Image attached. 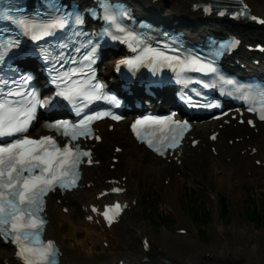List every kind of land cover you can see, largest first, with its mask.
<instances>
[{"label": "bare ground", "instance_id": "obj_1", "mask_svg": "<svg viewBox=\"0 0 264 264\" xmlns=\"http://www.w3.org/2000/svg\"><path fill=\"white\" fill-rule=\"evenodd\" d=\"M247 2L254 14L264 17V0H247ZM127 3L139 14L146 15L159 11L162 20L173 22L175 25H179L185 20L190 21L196 25L195 32H200V35H202L203 29H213L215 32L240 29L242 37L247 41L254 38L256 41H258L257 39L264 40L263 27L257 31H252L248 27L231 23L212 24L210 19H206V21L211 22L208 25L206 21L197 24L198 21H201V14L196 9H192L190 6L192 2L187 0H160L156 5H152L150 0H129ZM162 20L160 21L163 22ZM115 59L108 61L107 64L113 66ZM106 124L101 123L96 127L99 129L102 138L101 144L96 145L93 149L95 161L99 163V167L85 170L82 191L66 195L64 198L50 197L48 201L49 224L46 228V238L54 240L62 248L61 264H92L87 261L88 257L91 256L88 252L89 244L93 245L94 248L98 244L101 250L105 248L119 250L115 254L116 259H108L107 262L98 264H113L115 262L161 264L159 258L168 261L170 264H225L226 261L231 264H264V244L261 243L264 233L255 231L251 226L234 222L229 230L231 237H228L220 222L215 225V221H213L212 238L209 245L203 247L183 225L178 226L175 231L176 235L163 233L158 241H154L150 235L146 234L145 228L131 217V213L139 203L136 195L137 184L134 185L132 182V172L145 177V179L161 180L164 178L168 188L162 187V189L171 204H177L180 187L177 181L172 178V173L175 172L179 173L181 178L184 177L186 181L191 182L198 172L205 171L207 173L205 179L201 180L204 186H210L213 183L217 191L230 194L237 192V188L241 189L246 185L256 186L263 183L264 124L257 126L258 132L255 134L245 127H234L232 122L220 130L215 144L207 142L210 134L208 132L211 128L217 130L219 123L196 127L191 135L195 137L194 140L199 139L200 142L194 149L183 148L179 166L173 162L167 165L166 162L153 157L134 144L123 129H121L123 132L118 134H107ZM235 139H240V141L234 143ZM114 140L120 141L118 143L121 144L119 146L122 147V151L119 155H114V150L118 147L117 143L113 142ZM102 144L104 147L101 146ZM211 147L215 148L218 154L216 157L210 151ZM253 151L255 154L252 155ZM113 160L118 162L114 170L109 172L107 168L113 166ZM258 162L260 166H257ZM121 164H124L125 169H127L120 175L119 170L122 168L119 165ZM124 175L129 178L125 184L122 183L124 177L121 178ZM112 181L123 185L125 193L121 196L96 201L95 197L102 191L114 187L107 185L108 182ZM87 184H93V186L88 189ZM212 198L214 215L218 216L221 213V206L214 194H212ZM56 200H60L61 205H58ZM112 203H122L124 211L109 230L105 229L101 222L88 224L82 221V229H76L70 222L71 213L75 206L86 207L88 204L103 206ZM62 208H67L68 213H62ZM194 220L197 221L195 217ZM182 222L183 220L180 219L179 223L182 224ZM66 224L68 227L65 231ZM133 231L135 232L131 234ZM113 236L118 242L117 248L112 245ZM71 238L81 240L78 246L82 250V257L72 254L71 247H63V244ZM145 243H147V247H145ZM144 259H147L148 262L142 263ZM209 259H216V263H210L213 261H208ZM0 264H18L9 247L0 246Z\"/></svg>", "mask_w": 264, "mask_h": 264}, {"label": "snow or ice", "instance_id": "obj_2", "mask_svg": "<svg viewBox=\"0 0 264 264\" xmlns=\"http://www.w3.org/2000/svg\"><path fill=\"white\" fill-rule=\"evenodd\" d=\"M120 18H127V12L117 9ZM0 19H6L24 30V34H31L32 40H40L45 36L51 35L52 29L63 28L65 19H58L53 23L39 25L30 24L25 19H14L10 15H0ZM104 19L116 27L117 31L124 32L125 29L117 23V15L112 14V10L105 8ZM81 21L77 20L76 23ZM264 23V21H262ZM116 38V37H113ZM127 39H135L130 34ZM13 42H9L11 47ZM225 47V45H222ZM2 59V56H0ZM85 60L92 61V56H85ZM172 61L181 63L178 57H170L163 52L152 48H145L142 54L135 61L128 60L123 63L130 68L136 67L140 63L148 62L155 70L157 64ZM191 64H197V60H191ZM195 71L215 72V68L210 65L201 64ZM82 74L77 71L66 73L60 79H66L72 75ZM79 85L80 82H74ZM227 83H232L227 81ZM93 93L84 91L82 86L67 87L62 89L57 95L75 102L76 99L93 100L99 99L101 86L93 85ZM12 95V93H9ZM40 102L33 98L29 101L26 109L12 106L9 101H0V141L4 137H16L6 143L0 142V238L6 242L15 244L18 249L17 255L23 264H58V249L52 241L45 242L42 239L43 229L46 221L40 215L44 211V197L57 187L60 189H71L76 186L79 179L78 168L87 157V163L91 164V153L82 151L73 143L81 136L92 137L90 128L91 122L101 118L100 116H87L77 124L60 122L50 125L52 130L59 132L65 137H70V142L60 147L52 137H42L30 139L20 134L27 132L31 120L34 118L37 104ZM43 106V105H41ZM112 119H119L113 116ZM260 119L264 120V106L260 108ZM143 124H170L174 130H179L178 134L170 137V141L162 146H157L152 139L143 137L139 126ZM187 123L174 121L172 117L165 120H137L132 125V130L137 139L147 142L148 147L160 155H164L163 148L176 147L183 130L187 129ZM99 139V137H95ZM214 139V137H213ZM119 192L120 189H113ZM119 205L105 210L103 215L111 223L109 212L117 213ZM96 211V209H93ZM147 247V243H145Z\"/></svg>", "mask_w": 264, "mask_h": 264}, {"label": "rangeland", "instance_id": "obj_3", "mask_svg": "<svg viewBox=\"0 0 264 264\" xmlns=\"http://www.w3.org/2000/svg\"><path fill=\"white\" fill-rule=\"evenodd\" d=\"M113 142L117 143L118 146L121 145L118 143L120 141L114 140ZM119 166L122 168L119 170L121 175L127 168L125 169L124 164ZM107 171L112 172L113 170L107 168ZM206 174L205 171L198 172L191 182H189L184 177L181 178L179 173H172V178L177 181L180 187L177 204H171L162 189V187L168 188V185L164 182V178H161V180L145 179V177L132 172V182L134 185L137 184L136 195L139 201L138 206L131 213L132 219L143 226L146 234L150 235L154 241H158L163 233L176 235L175 231L178 226L183 225L203 247L208 246L212 238L213 221H215V225H218L220 222L228 237H231L229 230L234 222L251 226L255 231L264 233V182L256 186L250 184L241 189L237 188V192L230 194L217 191L213 183L210 186H204L201 180L205 179ZM125 177L129 179L127 176ZM212 194L218 198L221 206V213L218 216L214 215ZM190 207H195V210L192 212ZM74 209L70 222L73 223L76 229H82L81 223L83 217L77 206ZM194 213L200 217L201 221L194 220ZM250 217L252 218L250 219ZM180 219L183 220L182 224L179 223ZM67 227L68 224L64 227L65 231ZM114 237H112L113 240L111 242L117 248L118 242ZM80 242L81 240L78 238H71L63 244V247H71L72 254L75 256L81 255L80 257H82V250L78 246ZM261 243L264 244V235ZM96 246L94 248L93 245L89 244L88 252L91 254L87 260L89 263L98 264L104 261L107 262L108 259H116L115 254L119 250L116 251L114 248L111 250L106 248L101 250L98 244ZM208 261L216 263V259H209ZM225 264L231 263L226 261Z\"/></svg>", "mask_w": 264, "mask_h": 264}, {"label": "trees", "instance_id": "obj_4", "mask_svg": "<svg viewBox=\"0 0 264 264\" xmlns=\"http://www.w3.org/2000/svg\"><path fill=\"white\" fill-rule=\"evenodd\" d=\"M190 209L194 211L195 210V207H191ZM251 215H253V214H251ZM194 217L196 218L197 221H201L200 217H198L196 213H194ZM251 218L252 217H250V219Z\"/></svg>", "mask_w": 264, "mask_h": 264}]
</instances>
